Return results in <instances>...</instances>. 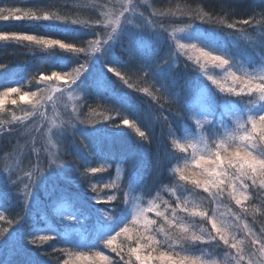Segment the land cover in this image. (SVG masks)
Wrapping results in <instances>:
<instances>
[{
  "label": "snow or ice",
  "instance_id": "snow-or-ice-1",
  "mask_svg": "<svg viewBox=\"0 0 264 264\" xmlns=\"http://www.w3.org/2000/svg\"><path fill=\"white\" fill-rule=\"evenodd\" d=\"M193 2L95 0L80 21L0 0V22L80 33L0 24L69 54L19 79L0 63V264H264V0Z\"/></svg>",
  "mask_w": 264,
  "mask_h": 264
},
{
  "label": "trees",
  "instance_id": "trees-1",
  "mask_svg": "<svg viewBox=\"0 0 264 264\" xmlns=\"http://www.w3.org/2000/svg\"><path fill=\"white\" fill-rule=\"evenodd\" d=\"M9 2L17 3L18 6L26 5L28 7H31L33 4H36L40 7L41 11H48L50 13H56L61 16H67L69 19H78L80 21H85L89 19V16L91 15V11L89 8L82 7V5H90L94 3L95 0H9ZM187 2L191 4L192 7L197 6V4L193 2V0H187ZM257 2H260V0H257ZM177 4L183 7L185 5V0H155V7L157 8V10H165L169 6L175 8ZM0 24H8L9 25V27L7 28L8 31H16L26 34H32L35 32L46 33L47 38L61 39V41L64 43H71V42L79 43V39L73 40L72 37L73 35L79 37L80 33L69 34L56 29L29 27L28 22L26 21L0 22ZM205 27L207 26L205 25ZM49 52H52L60 56L69 55L68 53H65L63 50H61L58 45H54L48 51H42L40 49H35L33 51L30 50L29 46H27L26 44L20 45L13 42L0 41V63H8L10 67L13 69V71L16 73L17 79L24 76L28 70H33L37 66L44 67L48 65L50 63ZM65 63H67V61H65ZM73 67H75V65H73ZM209 71H212V69L210 68ZM113 79L117 80L116 77H113ZM24 83L27 86V80H25ZM132 83L136 85L138 82L135 79H133ZM205 83H207V81H205ZM124 91L130 92V94L134 98H143L142 100L141 99L134 100V103L137 105V107H147L144 101H148L150 98L147 97L144 93L132 92V90L128 88H125ZM6 107L11 109L14 106L9 103ZM172 111H174V109L166 111L165 114L171 118ZM85 112H87V109H85ZM151 120H152V124L155 127L156 133L159 134L162 130L161 125L163 123V117L160 116L158 119L157 113H152ZM121 126L125 128V131L129 133L132 139H136L135 132L132 129L124 125ZM12 143H15V140H13ZM7 145H8L7 140H0V148L6 147ZM141 159L145 164H150L151 161L154 159V150L145 153L141 157ZM0 167H2V163H0ZM111 173L113 176H115L114 168L111 169ZM107 175L108 173L96 174L97 177L107 176ZM40 195L41 198H44L42 193ZM88 195H92V193L88 191ZM4 204L6 207L9 208L10 211L15 210V204L11 197L6 199L4 201ZM51 219L52 217H50V220ZM29 223H31V219H29ZM48 251H51V249H48ZM109 255H113V254L109 253ZM0 258H4V257H0ZM16 258L18 259V257ZM42 259L45 258L42 257Z\"/></svg>",
  "mask_w": 264,
  "mask_h": 264
},
{
  "label": "rangeland",
  "instance_id": "rangeland-1",
  "mask_svg": "<svg viewBox=\"0 0 264 264\" xmlns=\"http://www.w3.org/2000/svg\"><path fill=\"white\" fill-rule=\"evenodd\" d=\"M61 83H62V82H61ZM8 104H9V103H8ZM8 104H6V106H7ZM23 106H27V103L25 102V104H24Z\"/></svg>",
  "mask_w": 264,
  "mask_h": 264
}]
</instances>
